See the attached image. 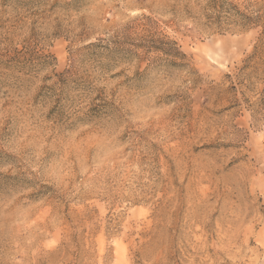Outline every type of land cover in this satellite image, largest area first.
<instances>
[{
	"label": "rangeland",
	"instance_id": "obj_1",
	"mask_svg": "<svg viewBox=\"0 0 264 264\" xmlns=\"http://www.w3.org/2000/svg\"><path fill=\"white\" fill-rule=\"evenodd\" d=\"M0 264H264V0H0Z\"/></svg>",
	"mask_w": 264,
	"mask_h": 264
}]
</instances>
